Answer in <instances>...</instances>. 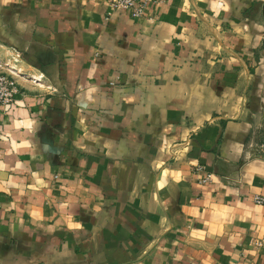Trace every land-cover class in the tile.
Segmentation results:
<instances>
[{
  "label": "crops",
  "instance_id": "0c3cea01",
  "mask_svg": "<svg viewBox=\"0 0 264 264\" xmlns=\"http://www.w3.org/2000/svg\"><path fill=\"white\" fill-rule=\"evenodd\" d=\"M109 1L0 0V68L20 87L0 114V264H264V161L243 152L240 99L261 75L247 35L204 59L240 7L197 0L199 26L189 0L140 19Z\"/></svg>",
  "mask_w": 264,
  "mask_h": 264
},
{
  "label": "rangeland",
  "instance_id": "374dc122",
  "mask_svg": "<svg viewBox=\"0 0 264 264\" xmlns=\"http://www.w3.org/2000/svg\"><path fill=\"white\" fill-rule=\"evenodd\" d=\"M218 6L228 7L229 10H231L232 7H237V9L240 7V10H238V14H235V19L232 21L233 23L224 21L222 25H219L218 29H215L217 28L215 27L214 29L210 28L207 30V36L215 43L216 51L211 57H204V59L217 62L234 57L232 53L237 52L234 48H241L239 44L241 38L247 35L245 39L250 40V47L254 52V60L252 65H249V70L254 75H259L260 73L261 79L257 84L255 95H252L249 91L240 95L241 108L245 110L246 119L249 120L252 125L251 136L249 137V141L245 144L243 152L250 160L257 159L264 161V149L261 148L264 144V123L258 122L257 116L258 109L263 106L261 98L264 96L259 93L260 89L264 90V0H247L246 2L244 0H221ZM111 9L113 8L111 7ZM188 11L199 26L207 24L205 13L201 11L197 0H189ZM219 34L223 35L222 39ZM208 64L210 65V63ZM0 72L9 74L8 69L0 68ZM194 138L195 135H186L179 143L168 147L166 153L169 156V161L176 162L181 160L192 147ZM194 168L195 173H199L198 169L200 168H202V172L206 171L203 165H198ZM158 174L160 176V173H154L152 177L156 182V187H158V183L160 182V177H157ZM201 180H199V182ZM134 208L140 207L135 206Z\"/></svg>",
  "mask_w": 264,
  "mask_h": 264
},
{
  "label": "built area",
  "instance_id": "2783aa9c",
  "mask_svg": "<svg viewBox=\"0 0 264 264\" xmlns=\"http://www.w3.org/2000/svg\"><path fill=\"white\" fill-rule=\"evenodd\" d=\"M109 4L114 10H123L129 12L133 19L143 18L147 9L148 0H110ZM20 94V87L13 75L0 72V114H6L8 107L16 102ZM264 149V144L261 146ZM202 172V168L198 169ZM212 181V174L206 173L201 180L202 184ZM255 205L264 207V196H255L253 199ZM257 249H264V239H257L253 243Z\"/></svg>",
  "mask_w": 264,
  "mask_h": 264
}]
</instances>
